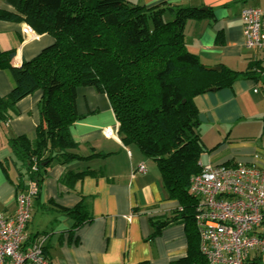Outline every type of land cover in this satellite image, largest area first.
Masks as SVG:
<instances>
[{
	"label": "trees",
	"instance_id": "16d2710c",
	"mask_svg": "<svg viewBox=\"0 0 264 264\" xmlns=\"http://www.w3.org/2000/svg\"><path fill=\"white\" fill-rule=\"evenodd\" d=\"M4 1L12 11L0 10V21L23 22L54 39L35 58L16 67L12 65L16 50L0 48V71L13 84L10 93L0 97V124L9 122L19 101L42 92L35 138L7 140L20 173L16 193L26 190V181L40 186L54 163L101 156L77 155L70 135V127L81 119L76 112L77 89L91 87L107 97L121 143L156 163L168 198L178 202L168 217L150 220V237L169 224L182 223L187 252L171 264H206L194 222L196 201L189 191V179L201 172L199 160L206 151L195 98L211 88L229 87L238 74L225 68L207 71L186 48V23L210 13L166 3L133 5L128 0ZM3 171L7 172L5 166ZM94 173L87 169L66 178ZM54 207L74 221L75 229L92 220L85 197L73 208Z\"/></svg>",
	"mask_w": 264,
	"mask_h": 264
},
{
	"label": "crops",
	"instance_id": "0c3cea01",
	"mask_svg": "<svg viewBox=\"0 0 264 264\" xmlns=\"http://www.w3.org/2000/svg\"><path fill=\"white\" fill-rule=\"evenodd\" d=\"M133 5L206 8L210 13L185 26L187 50L206 67L237 72L229 87L207 91L195 98L200 137L205 153L201 166L253 164L264 169V52L245 48L239 18L252 0H128ZM0 10L12 11L4 0ZM54 39L35 33L23 22L0 21V48L15 49L13 66L30 61ZM256 67V69L254 68ZM219 70V71H220ZM214 71V72H219ZM212 72V71H211ZM0 71V97L12 89ZM37 91L16 104L7 124H0V212H15L16 183L20 173L8 147V138L34 139L40 121ZM76 112L81 119L70 127L76 154L89 159L52 164L32 203L27 224L29 236L44 234L45 255L51 264H171L186 255L187 235L182 223L169 224L151 238L150 220L166 218L179 207L164 190L156 163L134 146H124L107 97L91 87L76 92ZM140 165L145 173L135 172ZM6 167L7 172L3 171ZM82 179L67 174L85 170ZM86 198L91 222L75 229L74 221L54 205L75 207Z\"/></svg>",
	"mask_w": 264,
	"mask_h": 264
},
{
	"label": "built area",
	"instance_id": "2783aa9c",
	"mask_svg": "<svg viewBox=\"0 0 264 264\" xmlns=\"http://www.w3.org/2000/svg\"><path fill=\"white\" fill-rule=\"evenodd\" d=\"M239 18L244 47L264 52V6H246ZM145 171L144 165L135 170ZM189 191L206 264H264V169L207 164L190 177ZM37 193V183L26 181V190L15 195V212H0V264H51L44 251L46 236L30 238L26 229Z\"/></svg>",
	"mask_w": 264,
	"mask_h": 264
},
{
	"label": "water",
	"instance_id": "95a60500",
	"mask_svg": "<svg viewBox=\"0 0 264 264\" xmlns=\"http://www.w3.org/2000/svg\"><path fill=\"white\" fill-rule=\"evenodd\" d=\"M200 10H205L206 11V8H200ZM206 70L214 72V71H219L220 68L219 67H215V68L211 67V68H206ZM214 90H215L214 88L209 89V91H214Z\"/></svg>",
	"mask_w": 264,
	"mask_h": 264
},
{
	"label": "rangeland",
	"instance_id": "374dc122",
	"mask_svg": "<svg viewBox=\"0 0 264 264\" xmlns=\"http://www.w3.org/2000/svg\"><path fill=\"white\" fill-rule=\"evenodd\" d=\"M252 1H254V2H252V4H254V5H258V4H261V3H264V0H252ZM264 6V5H263ZM257 7V6H256ZM260 8L262 7V6H259ZM148 160H150L151 162H153V160L152 159H148ZM39 187L40 186H38V191H39ZM38 194V193H37Z\"/></svg>",
	"mask_w": 264,
	"mask_h": 264
}]
</instances>
